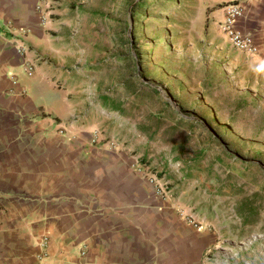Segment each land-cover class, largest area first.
<instances>
[{
	"label": "crops",
	"instance_id": "0c3cea01",
	"mask_svg": "<svg viewBox=\"0 0 264 264\" xmlns=\"http://www.w3.org/2000/svg\"><path fill=\"white\" fill-rule=\"evenodd\" d=\"M229 1L256 55L221 33ZM82 2L0 0V264H205L229 229L225 199L184 184L177 162L100 104ZM212 3L218 60L262 64L264 0Z\"/></svg>",
	"mask_w": 264,
	"mask_h": 264
},
{
	"label": "rangeland",
	"instance_id": "374dc122",
	"mask_svg": "<svg viewBox=\"0 0 264 264\" xmlns=\"http://www.w3.org/2000/svg\"><path fill=\"white\" fill-rule=\"evenodd\" d=\"M82 1L100 104L177 162L184 184L225 199L229 229L205 264H264V62L218 60L212 0Z\"/></svg>",
	"mask_w": 264,
	"mask_h": 264
},
{
	"label": "built area",
	"instance_id": "2783aa9c",
	"mask_svg": "<svg viewBox=\"0 0 264 264\" xmlns=\"http://www.w3.org/2000/svg\"><path fill=\"white\" fill-rule=\"evenodd\" d=\"M223 19L219 23V29L227 42L234 50L246 53L248 55H256L258 53L257 46L250 33L241 32L237 26L238 19L242 16V7L236 1H229L224 4ZM27 73L31 74V68H28ZM154 185L157 187L159 194L168 195V190L165 182L155 179ZM190 223H193L190 221Z\"/></svg>",
	"mask_w": 264,
	"mask_h": 264
}]
</instances>
